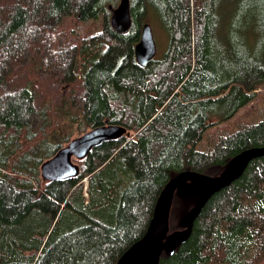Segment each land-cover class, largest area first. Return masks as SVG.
<instances>
[{
	"label": "trees",
	"instance_id": "obj_1",
	"mask_svg": "<svg viewBox=\"0 0 264 264\" xmlns=\"http://www.w3.org/2000/svg\"><path fill=\"white\" fill-rule=\"evenodd\" d=\"M119 1L0 0V264H118L172 177L219 175L264 146V31L220 40L214 0H131L132 25L118 34ZM153 14L168 48L141 66L135 46ZM69 18L102 24L81 35ZM106 123L130 135L75 159L78 177L44 181L45 161ZM195 203L175 196L170 231ZM159 264H264V157Z\"/></svg>",
	"mask_w": 264,
	"mask_h": 264
},
{
	"label": "water",
	"instance_id": "obj_2",
	"mask_svg": "<svg viewBox=\"0 0 264 264\" xmlns=\"http://www.w3.org/2000/svg\"><path fill=\"white\" fill-rule=\"evenodd\" d=\"M131 0H120L111 11L110 23L118 34L127 33L132 25ZM158 47L151 23L145 22L140 41L135 46L137 63L146 66L157 55ZM130 135L121 124L106 123L78 136L61 148L41 166L44 181L76 178L81 166L74 162L84 160L90 152L110 140ZM264 157V146L248 148L236 155L217 176L184 170L172 177L161 192L153 218L143 238L134 243L119 259L118 264H159L163 253L173 254L191 236L196 219L216 193L239 179L249 164ZM181 199L196 197L195 205L180 219L181 229L170 231V218L175 196Z\"/></svg>",
	"mask_w": 264,
	"mask_h": 264
},
{
	"label": "rangeland",
	"instance_id": "obj_3",
	"mask_svg": "<svg viewBox=\"0 0 264 264\" xmlns=\"http://www.w3.org/2000/svg\"><path fill=\"white\" fill-rule=\"evenodd\" d=\"M214 3L216 8L215 15L219 20L217 30L221 34L219 37L220 40L227 36L229 38L230 34H235L243 29L250 30L248 31L250 34H257V32L264 31V0H214ZM117 5H115V7ZM68 22L69 25L74 27L76 33L81 35L85 34L84 29H86L87 26L93 27V23L94 25L102 24V20H91L88 23H78V26H75L73 23H75L76 20L73 18H69ZM146 22L151 23L153 27L158 47L156 57L161 58L165 55L168 48V32L161 19L155 14L149 15ZM259 93L264 97V88L260 89ZM74 162H76L75 158Z\"/></svg>",
	"mask_w": 264,
	"mask_h": 264
}]
</instances>
